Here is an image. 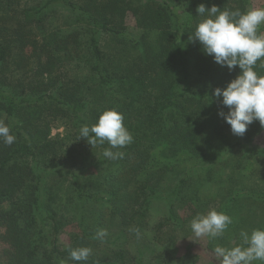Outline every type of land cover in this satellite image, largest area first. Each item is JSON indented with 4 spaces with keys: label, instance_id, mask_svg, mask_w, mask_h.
Listing matches in <instances>:
<instances>
[{
    "label": "trees",
    "instance_id": "trees-1",
    "mask_svg": "<svg viewBox=\"0 0 264 264\" xmlns=\"http://www.w3.org/2000/svg\"><path fill=\"white\" fill-rule=\"evenodd\" d=\"M30 1L37 4L28 6ZM130 1L0 0V115L16 136L11 146L0 141V206L8 205L0 209V244L7 246L0 264H77L69 259L77 247L92 249L79 264H145L148 247L161 245L162 234L164 243L176 240L173 233L182 228L177 203L185 186L203 175L213 182L226 176L230 181L215 182L232 189L243 180L249 156H264V149L251 147L264 130L259 121L236 136L218 115L228 109L214 90L226 88L241 70L217 65L189 39L206 16L198 15L199 5L245 12L248 0ZM129 11L140 28L155 31L151 41L127 33ZM102 35L112 36L121 49L104 50ZM64 62L83 68L85 79L60 81L54 72ZM255 70L264 75L260 61ZM112 108L123 114L133 136L131 144L112 149L124 153L115 160L103 155L107 142L91 146L80 137L82 126ZM58 120L66 130L62 139L51 137ZM73 148L84 156L80 152V166L68 171L62 167L73 159ZM229 157L234 163L226 165L232 170L227 173L223 162ZM169 175L174 184L165 188ZM231 194L221 195V209L230 217L240 197L264 199V193L249 190L232 199ZM160 201L169 217L148 227L151 205ZM71 220L78 230H70L63 243ZM100 229L108 232L102 240ZM131 234L138 244L133 252L126 247Z\"/></svg>",
    "mask_w": 264,
    "mask_h": 264
},
{
    "label": "clouds",
    "instance_id": "clouds-1",
    "mask_svg": "<svg viewBox=\"0 0 264 264\" xmlns=\"http://www.w3.org/2000/svg\"><path fill=\"white\" fill-rule=\"evenodd\" d=\"M197 13L205 18L198 23L191 41H198L205 55L212 56L214 63L232 71L237 66L241 70L226 88H216L214 96L222 98L221 104L228 109L218 115L230 125L236 136H243L254 121L264 126V75L255 69L257 62L264 67V34L258 29L264 24V7L250 8L245 12L218 8L213 5L207 9L204 4L197 8ZM124 116L117 109L105 110L98 121L84 125L80 137L91 146L109 144L103 152L110 159L123 158L124 153L112 149L123 148L133 142V136L124 126ZM16 140L8 124L0 119V141L11 146ZM232 217L222 211L211 209L206 214L198 213L190 222L195 237H207L209 240L221 238ZM108 235L107 229H100L97 238ZM240 242L232 247L217 244L214 249L215 261L218 264H264V229H253L251 233L241 231ZM92 254L89 247H77L70 250L69 259L79 262L87 261ZM67 264V261L63 262Z\"/></svg>",
    "mask_w": 264,
    "mask_h": 264
},
{
    "label": "rangeland",
    "instance_id": "rangeland-1",
    "mask_svg": "<svg viewBox=\"0 0 264 264\" xmlns=\"http://www.w3.org/2000/svg\"><path fill=\"white\" fill-rule=\"evenodd\" d=\"M41 0H38V2ZM135 0H131L133 2ZM37 2L30 1L28 2V6L36 5ZM247 10L250 8H260L264 7V0H248ZM178 11V10H176ZM55 16L61 14V11H56ZM127 33H129L132 37L139 42H149L155 37V31L145 30L140 28L137 23V19L132 12H128L124 25ZM258 32L264 34V24L260 26ZM39 37H42L43 32L39 31L37 33ZM143 39V40H142ZM145 40V41H144ZM101 47L109 52L110 50H114L117 48L121 49V45L113 39L112 36L102 35L99 37ZM30 51V48L28 49ZM85 70L80 68L74 63L64 62L59 63L56 66V72L54 75L58 77L60 81L68 82L73 84L77 79H85ZM5 115H0V119H3L6 123ZM66 135L65 126L58 120L52 122L51 125V137L53 138H64ZM230 138H233L234 135L231 133L229 135ZM68 141H66V144ZM71 146V144L69 145ZM251 147L256 149H264V130L255 137L253 140ZM80 152H83V149H75L71 151V154L74 155L72 160H69L64 165V169L68 171H76L80 166L83 156H80ZM249 156L251 159L244 162L245 168L243 170V180L241 182H236L233 184V188L229 189L228 182L224 185H220L215 181H230L226 176L222 179H216L214 182L210 178H206L204 175L191 181V186H185L182 191L183 198L180 200L178 205V214L177 216L182 222V228L177 229L176 232L173 233V237L176 239L170 243L166 242V238L161 235V245L154 244L153 246L148 247V256H146L145 264H218L215 261L213 249L219 244L225 247H232L236 243L240 242L239 234L240 232L247 231L251 233L253 229H260L264 227V199L262 201H258V199H244L240 197V202L238 205V210H235L232 203H230V207L234 210L231 211L233 213L231 217H235L233 223L229 225L228 229L225 231L224 235L221 238L216 240H209L207 237L197 238L193 234L190 222L191 220L198 214H206L211 209H216L218 212L223 210L221 209V203L225 199L221 195H229V191H232L231 199L238 194L246 193L248 190L255 191L256 193H264V156L256 155ZM229 157L226 161H224L223 166L225 167L229 162L233 164L234 162ZM185 168V167H184ZM227 173L231 172L229 166H226ZM185 171V169H184ZM59 176H55L54 179L57 180ZM171 175L167 177L166 182L164 183L166 187H172L174 184ZM175 180V179H174ZM56 182V181H55ZM259 195V194H257ZM263 195V194H262ZM199 196V198H198ZM63 198V196H62ZM227 198V197H226ZM63 201L55 202L57 203L55 206L61 205V212L63 211ZM8 208L7 204L1 205L0 209ZM68 216H64L67 219H72L71 214L65 211ZM252 212V213H251ZM64 213V212H63ZM256 213V215H255ZM258 213V214H257ZM251 214L252 217H249ZM147 217L148 227H154L157 223L162 222L169 217V207L165 202H154L151 205V210ZM69 224L65 228V234H63L61 240L63 243H67L68 233L70 230H78L76 226V222H68ZM145 226V225H144ZM167 227L163 228V230L167 231ZM5 228L0 224V232H4ZM233 230L238 234L237 237L233 236L231 233ZM148 235H151V231L147 230ZM132 235V234H131ZM130 235L128 239L130 244L126 247H129L131 252L136 251L135 245V237L137 236ZM134 236V237H133ZM140 242L141 247H143L142 240ZM137 243V242H136ZM146 245V244H144ZM7 248L5 244H0V252ZM113 248V247H112ZM147 249V248H146ZM145 250V248L143 249ZM154 251L155 253H151ZM153 255H159L161 258H158L155 262L150 261ZM255 264H262L260 261H256Z\"/></svg>",
    "mask_w": 264,
    "mask_h": 264
}]
</instances>
